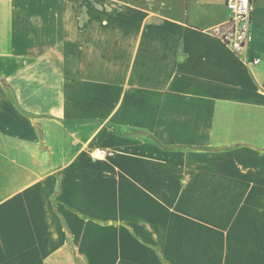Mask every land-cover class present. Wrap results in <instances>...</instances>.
Wrapping results in <instances>:
<instances>
[{"label": "crops", "instance_id": "0c3cea01", "mask_svg": "<svg viewBox=\"0 0 264 264\" xmlns=\"http://www.w3.org/2000/svg\"><path fill=\"white\" fill-rule=\"evenodd\" d=\"M106 1L0 0V264H264V0Z\"/></svg>", "mask_w": 264, "mask_h": 264}, {"label": "built area", "instance_id": "2783aa9c", "mask_svg": "<svg viewBox=\"0 0 264 264\" xmlns=\"http://www.w3.org/2000/svg\"><path fill=\"white\" fill-rule=\"evenodd\" d=\"M225 7L228 10L226 20L210 28L224 45L234 52H239L248 46L251 40V12L252 0H225ZM254 59L252 63H258ZM114 152L108 148H94L93 158H102L113 155Z\"/></svg>", "mask_w": 264, "mask_h": 264}, {"label": "rangeland", "instance_id": "374dc122", "mask_svg": "<svg viewBox=\"0 0 264 264\" xmlns=\"http://www.w3.org/2000/svg\"><path fill=\"white\" fill-rule=\"evenodd\" d=\"M51 1H59V0H51ZM62 1L67 2V0H62ZM101 2H102V7H104L105 10H106V9H111V7H110V5H109V2L107 3L106 0H101Z\"/></svg>", "mask_w": 264, "mask_h": 264}]
</instances>
